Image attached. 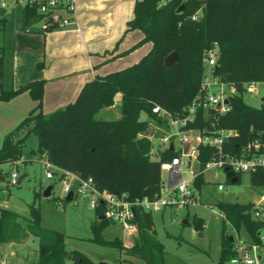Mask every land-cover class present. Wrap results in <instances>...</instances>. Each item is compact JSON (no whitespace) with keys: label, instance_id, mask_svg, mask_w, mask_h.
<instances>
[{"label":"trees","instance_id":"1","mask_svg":"<svg viewBox=\"0 0 264 264\" xmlns=\"http://www.w3.org/2000/svg\"><path fill=\"white\" fill-rule=\"evenodd\" d=\"M133 12L126 30L138 28L143 35L132 47L151 41L149 50L129 65L95 74L81 86L73 101L44 112L43 79L27 81L17 88H0V100L26 90L35 101L25 117L3 137L1 180H8L11 172L2 165L16 163L23 156L26 138L34 134L36 151L82 177L92 176L99 188L125 191L129 198L153 196L159 190L160 161L176 153L168 148L159 158H151L149 120L160 121L151 107L158 103L173 116L186 114L203 78V51L214 42L218 45V57L213 72L223 81L233 82L236 90L231 94L228 110L216 113L198 108L191 124L214 121L217 126L233 129L224 142L227 151H234L262 134L264 108L245 102L242 94L244 82L264 81V0H135ZM40 19L36 5L24 6L27 29ZM4 21L0 18V23ZM46 29L53 28L48 25ZM173 50L178 52V59L167 66L164 58ZM117 93L120 94L119 116H96L101 108L113 105ZM141 111L146 113V118H140ZM207 159L208 154H200V166ZM241 173L236 174L237 180ZM249 173L253 184H264L263 170ZM194 182L201 187L203 174H198ZM39 193L34 189V197ZM216 205L224 217L219 259L215 264L243 256V253L239 255L235 238H230L226 231L225 222L235 232L244 231V240L263 243L264 217L252 216V201L219 200ZM28 206L27 216L0 206V245L20 242L32 234L38 240L36 264H65L67 259L71 264H97L83 251L67 248L64 232L40 224V212L34 200ZM136 220L137 237L127 245L117 236H103L102 230L111 221L102 217L91 220L90 239L125 250L140 260L138 264H165L164 244L156 236L152 213L136 207ZM193 220L199 228L202 222L196 216Z\"/></svg>","mask_w":264,"mask_h":264},{"label":"rangeland","instance_id":"2","mask_svg":"<svg viewBox=\"0 0 264 264\" xmlns=\"http://www.w3.org/2000/svg\"><path fill=\"white\" fill-rule=\"evenodd\" d=\"M164 1L166 0H160V2ZM23 11V4L15 5L11 9V20L17 19L18 21L22 17ZM11 39L12 31L9 29V25L6 28L0 27V44L6 45V52L9 55L7 58L11 57ZM3 63V56L0 52V69ZM255 86L257 88L255 92H243V100L251 105L264 108V81L256 82ZM219 89L220 85L213 86V90ZM119 100L120 95L116 94L113 107L101 108L96 116L118 117L120 114ZM146 117V113L141 111L140 118ZM149 122L152 124V119ZM169 132H173L171 127L162 126L161 129L156 130V135ZM152 140L154 146L151 158L157 159L162 144L158 142L157 136H154ZM36 147L35 135H28L23 147V156L14 164L19 175L22 176V181L20 184L11 183L8 180L0 181V205L12 208L21 215L27 216L29 213L28 204L34 200L40 212V224L43 227L64 232L67 248H77L96 262L103 260L109 264H116L117 262L120 264H138L140 260L125 250L120 251L117 247L101 245L90 239L92 236L90 222L94 219V210L89 208L87 200L82 196L62 200V184L56 176L46 177L45 165L40 161V158L46 160V155L36 151ZM13 167L10 164L5 167V170L11 171ZM162 174L165 176V171ZM203 176L201 198L209 206L166 208L162 213L160 211L152 212L156 236L164 244L165 264H215L217 262L223 225V218L216 205L217 201L256 202L261 200V205L264 208V184H253L249 172H242L236 182L227 179L224 171L220 168H209L204 171ZM219 181L225 184L224 189H217L216 184ZM48 184L53 185L51 193L43 195L42 191ZM34 189L40 192L36 197H34ZM193 216L198 217L202 222L199 228L195 226ZM184 218L188 219V223L182 222ZM225 223L226 231L235 238L236 248L249 250L252 243L249 239L244 240L246 238L245 232H235L229 222ZM102 234L106 238L121 237L124 245L134 240L132 235L126 234L118 222H110L102 230ZM262 238L264 243L263 235ZM37 246V237L31 234L25 247H16L18 250L17 257H25L23 264H34L35 259H37ZM3 254L5 251L0 247V264H2ZM9 256L11 255L8 254L7 258H10L11 262L17 258ZM65 264H71V260L67 259ZM221 264L235 263L225 260Z\"/></svg>","mask_w":264,"mask_h":264},{"label":"built area","instance_id":"3","mask_svg":"<svg viewBox=\"0 0 264 264\" xmlns=\"http://www.w3.org/2000/svg\"><path fill=\"white\" fill-rule=\"evenodd\" d=\"M76 0H0V16L8 13L11 7L23 4L36 5L41 14L42 29L47 30L48 25L53 29H65L76 21ZM192 17H196L193 14ZM31 26V25H30ZM30 26L28 28H30ZM218 45L214 42L203 51L202 63L204 74L198 92L195 94L183 116H173L165 107L158 103L152 105L151 110L160 119L152 120V130L147 134L151 141L153 152V138L158 137L162 144L161 153L171 148L176 154L168 159L160 161L161 180L159 190L153 196H141L129 198L127 192H115L106 188H99L92 176L82 177L78 173L52 163L47 158L40 161L45 165L46 177L56 176L62 184V198L71 190L72 198L82 196L87 200L89 208L94 210L97 217L106 218L111 222H118L134 239L138 234L136 220V207L148 212L166 209L190 208L206 206L201 198V187H197L195 177L204 173L209 168H220L226 172V168L234 174L238 172L264 171V131L256 138L239 146L234 151H227L224 142L234 132L231 128L217 126L214 121H209L195 126L196 111L203 108L205 111L213 110L219 113L229 109V101L224 100L230 96L236 86L233 82L223 81L218 74L213 72L217 64ZM258 80H250L243 83L244 92H255V83ZM220 85L215 91L213 86ZM226 86V87H224ZM162 126L171 127L173 132L156 135V130ZM141 135V134H140ZM208 154V159L203 166L199 164V155ZM17 162V161H16ZM11 164V163H6ZM13 163V169L8 175V181L16 184L20 175ZM3 164L2 166H4ZM7 171V170H6ZM165 171V176L162 172ZM0 174V181H1ZM226 176V175H225ZM229 179V177H227ZM230 180V179H229ZM217 189H224L223 182H217ZM71 198V199H72ZM264 199V197H263ZM209 206V205H208ZM97 210H99L97 212ZM250 212L254 217H264V208L261 200L253 202ZM221 217L224 214L220 212ZM257 244H252L249 250H244L242 258H231L239 264H254L257 261ZM3 263V262H2Z\"/></svg>","mask_w":264,"mask_h":264},{"label":"crops","instance_id":"4","mask_svg":"<svg viewBox=\"0 0 264 264\" xmlns=\"http://www.w3.org/2000/svg\"><path fill=\"white\" fill-rule=\"evenodd\" d=\"M134 3L135 0H76V21L65 29L52 30H43L39 20L27 29L24 11L18 21L11 20L14 6L11 7L7 14L0 16L5 19L0 27L9 25L12 31L10 58H7L6 45L0 44L4 60L0 88H17L27 81L43 79L42 109L49 112L73 101L81 86L95 74H105L137 61L149 50L151 41L132 47L143 35L138 28L126 30L127 21L134 13ZM34 103L26 90L8 100H0V146L4 135L25 117ZM29 238L30 235L20 242L2 243L0 247L5 251L2 264H23L25 257H17L16 247H25ZM237 249L242 255L244 249ZM8 254L17 257L16 260L11 262ZM256 254L254 264H264V243L256 246Z\"/></svg>","mask_w":264,"mask_h":264},{"label":"water","instance_id":"5","mask_svg":"<svg viewBox=\"0 0 264 264\" xmlns=\"http://www.w3.org/2000/svg\"><path fill=\"white\" fill-rule=\"evenodd\" d=\"M178 59V52L176 50H173L171 51L165 58H164V62H165V65L167 66H170L171 64H173L176 60ZM231 98V95L228 96L224 101L225 102H228L229 99ZM226 172H225V175L226 177H229L230 181L232 182H236L237 180V175L234 174V172L228 168H226ZM22 181V176L19 177L17 183L20 184ZM53 185L52 184H48L42 191L43 195H49L51 193V189H52ZM65 198L67 200H70L72 198V191L70 190ZM183 223H187L188 222V219L187 218H184L182 220ZM230 238H232V235H230ZM97 264H109L107 261H98Z\"/></svg>","mask_w":264,"mask_h":264}]
</instances>
